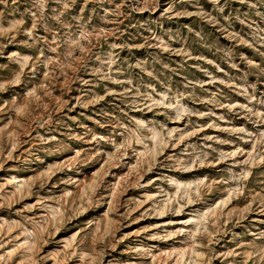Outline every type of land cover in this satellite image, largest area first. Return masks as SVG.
I'll return each mask as SVG.
<instances>
[{"label": "rangeland", "instance_id": "rangeland-1", "mask_svg": "<svg viewBox=\"0 0 264 264\" xmlns=\"http://www.w3.org/2000/svg\"><path fill=\"white\" fill-rule=\"evenodd\" d=\"M0 264H264V0H0Z\"/></svg>", "mask_w": 264, "mask_h": 264}]
</instances>
